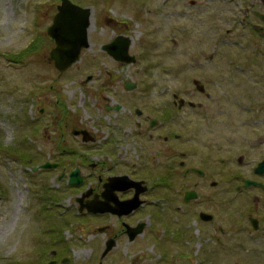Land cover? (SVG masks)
Here are the masks:
<instances>
[{"label": "rangeland", "instance_id": "374dc122", "mask_svg": "<svg viewBox=\"0 0 264 264\" xmlns=\"http://www.w3.org/2000/svg\"><path fill=\"white\" fill-rule=\"evenodd\" d=\"M58 1L0 0V264H47L53 258L49 250L57 246L69 258H56L55 264H264V187L243 186L246 177L264 181V174L253 171L264 157V34L255 29L264 25V3L74 0L92 8L89 45L60 73L44 56L46 27ZM118 32L130 40L128 51L136 54L135 62L121 63L101 49ZM40 36L47 45L40 40L37 51L14 59ZM89 73L92 79L84 81ZM195 77L209 82L207 91L216 96L213 123L225 130L190 138L197 151L189 162L199 163L205 176L177 171L152 187L156 205H148L141 216L152 212L162 229L160 241L148 231L141 236L147 241L150 235L146 247L121 241L101 257L103 235L96 230L101 219L83 217L70 231H64L57 212L41 219L45 184L56 194L63 181L54 176L60 168L45 173L32 166L69 159L73 167L76 160L55 145L57 138L65 137V145L99 159L105 171H133L138 163L139 171L154 160L147 150L154 143L146 141L147 121L137 123L141 119L135 109L155 116L164 93L170 98L177 91V98L182 97L183 86L190 90L186 99L203 103L195 87L191 94ZM124 80L136 87L126 89ZM117 102L123 104L114 105L117 113L105 108ZM186 117L181 133L193 136L189 119L199 116ZM75 122L90 128L98 140L83 142L68 128H58ZM180 126L175 120L168 133L179 132ZM186 189H195L196 198L184 202ZM66 194H61L62 203L69 201ZM200 210L212 213V219L200 218ZM249 215L258 218L257 228ZM51 227L57 233H49Z\"/></svg>", "mask_w": 264, "mask_h": 264}, {"label": "flooded vegetation", "instance_id": "af4514ba", "mask_svg": "<svg viewBox=\"0 0 264 264\" xmlns=\"http://www.w3.org/2000/svg\"><path fill=\"white\" fill-rule=\"evenodd\" d=\"M261 2L264 3V0H261ZM260 16L264 19L263 12L260 13ZM255 29H257L260 33L263 32L264 34V25L255 26ZM114 34L116 36L117 34L121 33L118 32ZM113 38L109 41L103 42L100 47L114 60L123 63L122 61L116 59L112 54L108 53V50L105 47L107 43L112 42ZM48 39V47H51L53 45V41L49 37ZM130 53L131 52H129V54ZM209 61H211V59ZM92 77L93 73H89L86 75L84 81H89L92 79ZM193 80L194 84L193 89L191 90V94L195 92V87L197 91L196 93H198L200 97L203 98V103L200 101L194 102L192 101V99H186L184 96H188L190 94V90L187 87L184 89L183 86L181 90V94L183 95L182 97L177 98V91H174L170 98L168 92L164 93L165 99L160 107L161 112L156 114L155 116L149 117L152 114H146L144 116L142 109H135V113H137V115L141 119L140 121H137V123H140L141 121H147L148 128L146 129V131L149 138H146V141H153L154 143L147 148L150 153L152 152V154H154V160L140 165L139 171V163L134 165L136 168L133 171H105L104 169H102L104 164L101 163L99 159L94 161L91 157H89L87 153L83 154V151L81 153L78 149L65 145V137L57 138L55 140V145L59 148L62 146L61 149L65 150L64 154L73 155L76 160L74 161L75 165L73 167L71 166V163L68 162L69 159H67L65 162L63 160H45L42 163L47 161L53 163V165L47 167L39 166L38 169H35H42L44 170L43 172L49 173L51 169L60 168V171L55 172L54 176H56L55 178L57 179V181H63L62 187L59 186V190L56 189V194L50 192V189L45 184L44 193L40 194V200H42V203L38 208V214L41 215V219L46 220L48 214L53 215L57 212V214L63 218L62 223H64L65 225L64 231H70L72 229L76 230L77 225H79V221H81L83 217L101 219L102 224L97 225L96 227V230L103 235L100 245L103 244L104 249L106 240L108 238H111L115 242L114 246L109 251H111L121 241H123L124 243L126 241H136V243H138V247H146V242L148 241L150 235L148 233L147 241H142V237L148 231L152 233L151 237L158 235L157 238L160 241L162 232L159 231H162V229L160 228V226H158L159 222L155 220L156 218L152 216V212L150 213V211H146L145 214L141 216V211H143L144 209H148V205H156V203L152 201L155 200V197L153 196V194L150 195V193L153 191L152 187H155L156 185H162L163 182H161V180L165 177V175H171L170 173L174 174V172L177 171L181 173V176H186L189 173H196L197 176H205L206 170L197 165L199 163L193 160H190L189 162L188 156H193V153L197 151L195 150L194 145L190 144V138L195 139L199 137L200 139H205V137L209 136L210 133L213 132L216 128L222 127L220 123H213L215 116L214 103L216 96H213L210 91H207L209 82L204 81L202 78L198 77L193 78ZM256 80L259 81V77H256ZM136 84V82L130 80H124L123 82V86L128 90H130L128 88V85H135L136 87ZM117 104H121L122 108V103L117 102ZM114 105H116V103H113V106L107 104L105 108L110 109L113 108ZM113 110L116 111V113L118 112V110H115L114 108ZM226 110L227 109H225L224 112ZM187 114L193 116L198 115L199 118L196 117L195 119L193 117V119H189L192 120L189 123L192 122L190 126L193 125L192 132L194 133L193 136L183 137L184 132L183 134L181 132L183 130L185 131L187 127ZM204 118L206 119V121H203ZM153 120L155 123L151 125V122ZM175 120H177L178 124H181L180 131L175 133V131L172 130L171 132L173 133H168V129H172L171 126L174 124ZM76 123L77 122H75L71 128H69V125H67L66 123H59L58 128H68L72 131L73 135L79 136L83 142L94 143L98 140L99 136L92 132L90 128L81 126ZM158 127H160V129H163L164 132L155 133L154 131ZM222 129L225 130V127H222ZM83 130H86L88 135L93 138L85 140L83 138ZM227 131L228 130H226L223 134L224 136L221 137L222 140L227 137ZM238 160L242 161V158L240 157L238 158ZM40 164L41 163L37 165ZM87 165H89V171L84 172V168L87 167ZM75 167H79L81 181L77 184H72L69 183V178L71 171ZM145 168L146 170H144ZM125 174L128 177L116 178L115 180H113V184H109V178L111 176H122ZM152 181L154 182V185L152 184ZM111 186L113 187V189L110 191ZM238 188H240V185L238 186ZM65 193H68L66 194V196L69 201L67 203H62V200L65 199V197L61 194ZM94 199L97 200L102 206H106L109 208L107 210H100L96 212L91 211L88 208V203H91L90 201ZM123 200L125 202L122 204V206H120ZM43 223L45 224V222ZM83 227L90 230L88 226L81 225V229ZM48 232L51 234H54L55 232L57 233V231H55L53 227H51V230H48ZM57 247L58 249L51 248L49 250V253L53 256L52 259L56 260V262V258L60 259L61 262L67 261L69 256L61 255L62 249L59 246ZM103 249L100 252L101 256ZM52 250H54V252H52ZM129 250L130 249L126 248V252H128ZM108 252L105 255H107ZM64 257L66 259L62 261Z\"/></svg>", "mask_w": 264, "mask_h": 264}, {"label": "water", "instance_id": "95a60500", "mask_svg": "<svg viewBox=\"0 0 264 264\" xmlns=\"http://www.w3.org/2000/svg\"><path fill=\"white\" fill-rule=\"evenodd\" d=\"M91 15V6H82L73 2L72 0H59V2L57 3L56 11L53 14L52 21L46 28L47 35L53 41V45L49 48L46 56L49 61L53 62L59 72L65 71L74 62H76L80 57L81 50L89 45L87 29L90 25ZM129 44L130 40L128 39V37L120 34L117 35L111 43H107L105 47L108 52H110L114 57L130 62L134 61L135 57L134 55H130L128 53ZM128 87L132 88L133 85H128ZM83 138L87 140L92 139L93 137L89 136L86 130H83ZM52 165L53 163L46 161L44 163H41L40 165L34 166L33 169H38L39 166L47 167ZM254 171L258 174L264 173V159L258 162ZM119 177L124 178L128 176L126 174L122 176H111L109 178V184H113V180ZM80 181L81 174L79 173V167H75L70 173L69 183L77 184ZM244 184L245 187L257 184L263 185L262 182H258L257 180L252 178H245ZM112 189L113 187L111 186L110 191ZM196 196V191L194 189H190L185 191L183 199L185 201H188ZM90 202L91 203H88V208L94 212L107 210L109 208L106 206H102L95 199ZM124 202L125 201L123 200L120 206H122ZM199 214L200 217L204 220H210L213 217L212 213H208L205 211H200ZM249 219L252 222L253 227L257 228L258 219L252 215L249 216ZM114 244V240L108 238L106 240L102 256H104L114 246ZM52 252H54V250H52ZM65 259L66 258L64 257L62 261H64ZM54 263V259L48 261V264Z\"/></svg>", "mask_w": 264, "mask_h": 264}, {"label": "trees", "instance_id": "16d2710c", "mask_svg": "<svg viewBox=\"0 0 264 264\" xmlns=\"http://www.w3.org/2000/svg\"><path fill=\"white\" fill-rule=\"evenodd\" d=\"M43 44L47 45V43L44 41V37L40 36L35 38L30 44H28L24 49H22L20 52H18L15 56V60L23 59V56L28 52H34L37 51L40 47L41 41ZM10 56V55H9Z\"/></svg>", "mask_w": 264, "mask_h": 264}]
</instances>
